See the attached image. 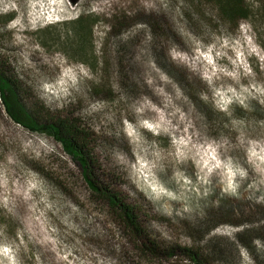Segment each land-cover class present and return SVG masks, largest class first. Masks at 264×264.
I'll list each match as a JSON object with an SVG mask.
<instances>
[{
    "label": "rangeland",
    "instance_id": "obj_1",
    "mask_svg": "<svg viewBox=\"0 0 264 264\" xmlns=\"http://www.w3.org/2000/svg\"><path fill=\"white\" fill-rule=\"evenodd\" d=\"M243 1L235 29L204 0H0V71L25 106L73 113L150 238L220 248L212 264H264L262 242L251 254L225 224L264 227V14ZM87 14L81 46L72 22ZM116 222L0 104V264H190L139 253Z\"/></svg>",
    "mask_w": 264,
    "mask_h": 264
},
{
    "label": "trees",
    "instance_id": "obj_2",
    "mask_svg": "<svg viewBox=\"0 0 264 264\" xmlns=\"http://www.w3.org/2000/svg\"><path fill=\"white\" fill-rule=\"evenodd\" d=\"M204 1L213 3L217 9L218 18L235 29L241 21L247 20L249 17L248 7L243 0ZM259 1L262 3V13L264 14V0ZM12 19H14V15L8 14L2 25ZM93 25L94 21L88 17V14L85 18L78 15L72 22V30L83 38L80 41L81 46L85 45L86 36L91 35ZM20 96L14 81L0 71V104L6 116L27 131L50 139L64 155L70 158L78 168L80 181L84 185L87 196L108 208L120 230L126 232L127 236L132 239L139 253L155 257L163 254L171 258L176 255L179 249L190 264H212V261L221 258L220 248L210 245L202 251L190 247L179 248L175 245L160 246L151 239L140 222L136 208L120 190L113 187L109 178L102 175L98 160L93 154V134L89 129L82 126L70 112L53 113L42 104H38L36 109L30 110L25 106ZM225 224L235 227L236 232L233 239L238 246L252 254L255 253L256 241H259L262 242L264 249V227L244 229L243 226H239L235 222L226 221ZM211 225L209 222L204 223L198 233L202 235L208 231ZM235 244L232 243L230 248L235 247Z\"/></svg>",
    "mask_w": 264,
    "mask_h": 264
}]
</instances>
